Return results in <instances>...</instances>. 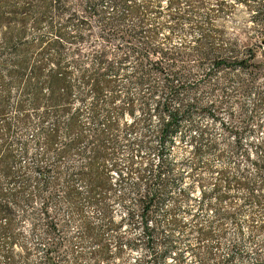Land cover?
I'll list each match as a JSON object with an SVG mask.
<instances>
[{"label": "trees", "instance_id": "1", "mask_svg": "<svg viewBox=\"0 0 264 264\" xmlns=\"http://www.w3.org/2000/svg\"><path fill=\"white\" fill-rule=\"evenodd\" d=\"M152 1L0 0V264L29 263L38 252L40 264H63L74 253L60 217L63 204L81 212L88 201L101 210L110 227V180L119 171L117 162L110 165V131L118 126L112 116L136 113L133 100L118 105L120 96L110 97V91L115 90V62L129 61L134 63V83L148 84L143 110L149 99L159 96L158 146L140 141L159 160H149L141 170L134 166L135 156L129 159L130 172H139L131 190L138 195L144 242L152 248L151 258L143 260L167 261L173 244L171 237L161 234L155 210L179 178L166 151L184 120L198 129L199 140L207 128H199L192 119L197 109H203L199 102L186 99L190 92L187 56L155 42L163 25L148 24L146 15L164 12L158 0ZM167 1L169 7L178 2ZM208 40L209 34L204 33L198 47ZM232 53L229 58L217 54L210 61L216 71L237 70L238 88L248 92L261 65L256 62L257 51L248 48L241 55L233 48ZM211 75L206 73L204 78ZM263 126L257 113L224 124L229 133L226 152L240 162L235 173L226 167L220 170L214 186L220 200L233 190L242 193L245 204L264 200ZM195 150L200 151L198 144ZM125 181L121 174L120 184ZM234 213L220 211L219 216ZM129 216L134 217L133 212ZM173 223L179 224L177 218ZM82 224L83 238L98 243L91 252L94 263L109 264L110 245L102 232L87 219ZM198 234L205 240L212 231L198 228ZM123 243L118 240V252ZM127 244L132 246L130 241ZM232 249L239 252V244ZM81 256L76 253L72 263L79 264ZM210 259L212 264H227L205 248L202 264ZM255 259L256 264H264L261 248L255 250Z\"/></svg>", "mask_w": 264, "mask_h": 264}, {"label": "rangeland", "instance_id": "2", "mask_svg": "<svg viewBox=\"0 0 264 264\" xmlns=\"http://www.w3.org/2000/svg\"><path fill=\"white\" fill-rule=\"evenodd\" d=\"M158 2L152 1L160 4L164 13L157 16L149 11L147 23L163 25L156 43L174 47L181 55L187 56L185 65L190 75L187 83L190 92L186 99L191 101L195 98L199 102L198 106L203 109H197L192 119L199 128H207L204 139L199 140L196 138L198 129L189 120H184L174 135L175 141L166 151L171 170L179 181L168 188L155 210V222L159 224L161 234L171 237L173 244L164 264H202L205 248H210L214 258L227 264H256L257 248H261L264 258V200L258 204H245L238 190L220 200L214 186L220 170L226 167L235 173L240 162L239 158L226 152L229 133L224 124L240 120L245 113H257L264 122V0H178L173 7L168 6L167 0ZM169 26H172V31ZM204 33L209 34V40L198 47ZM233 48L241 55L248 48L257 51L256 62L261 65L253 75L255 80L248 92L238 88L237 70L226 68L216 71L210 61L217 54L231 57ZM119 58L116 57L117 60ZM133 72L132 61L115 62L116 75H112L115 90L110 91V97L118 94V105L121 106L133 100L136 113L135 116L128 113L112 116L118 126L110 131V165L117 162L119 171L113 172L110 180V227L105 225L101 210L88 201L84 202L81 212L63 204L60 217L66 234L72 240L74 252L63 264H73L78 252L82 253L79 264H95L91 252L98 243L91 238H83V219L101 231L104 241L110 245L109 264H151L143 260L151 258L152 248L144 242L142 217L136 201L138 195L131 190L139 180V172H130L129 159L135 156L134 166L141 170L149 160L154 163L159 160L157 153L150 152L146 145H140L143 140L158 146L159 118L155 107L159 96L149 99L148 108L143 110L149 94L148 84L134 83ZM206 73L212 74L210 79L204 78ZM242 75L247 77L243 72ZM132 124L131 129L128 126ZM261 133L264 134V126ZM197 144L199 152L195 150ZM121 174L126 176L122 185ZM220 211L235 213L228 218H220ZM129 212H133L134 217L129 216ZM173 218H177L178 225L173 223ZM198 228L211 230V237L199 238ZM119 239L124 243L118 252ZM128 240L132 246L127 244ZM234 243L239 244V252L233 251ZM41 256L38 252L29 263L20 261L19 264H40ZM208 264H212L211 259Z\"/></svg>", "mask_w": 264, "mask_h": 264}]
</instances>
